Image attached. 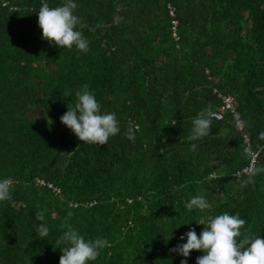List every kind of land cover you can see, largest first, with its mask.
Masks as SVG:
<instances>
[{"label":"trees","instance_id":"16d2710c","mask_svg":"<svg viewBox=\"0 0 264 264\" xmlns=\"http://www.w3.org/2000/svg\"><path fill=\"white\" fill-rule=\"evenodd\" d=\"M43 2L64 0H0V180H12L0 264H59L67 225L107 239L88 264H196L203 251L169 249L225 212L246 221L242 235L264 239V172L247 184L243 173L257 153L264 168V0H73L87 52L43 39ZM85 84L117 116L106 145L60 120ZM217 92L233 95L244 130L227 113L191 140L193 119L221 106ZM197 196L211 207L188 209Z\"/></svg>","mask_w":264,"mask_h":264},{"label":"clouds","instance_id":"9594fccd","mask_svg":"<svg viewBox=\"0 0 264 264\" xmlns=\"http://www.w3.org/2000/svg\"><path fill=\"white\" fill-rule=\"evenodd\" d=\"M76 9L77 4L73 0H64L62 5L56 7H50L47 2H43L38 12V25L42 29L43 39L60 48L71 49L75 46L81 52H87L89 42L84 38L82 31L76 30L77 26L85 27L80 18L73 14ZM64 95L68 96L70 93L65 92ZM75 96L74 107H68L67 112L60 117L61 122L71 129L80 141L106 145L109 137L115 136L120 131L116 114L102 112L101 104L86 84L76 91ZM213 118H216V114L209 105L201 115L193 119L191 140L208 136ZM239 123L243 124V121ZM138 130V125L129 120L125 132L126 138L135 142V133ZM260 137L264 139V132L260 133ZM190 147L195 150L197 145L193 143ZM259 172H264V168L251 169L249 178L244 183L252 182V178ZM11 189L10 178L0 180V201L11 199ZM186 207L203 211L209 209L211 205L203 196H197L191 198ZM37 220H44L43 212L37 214ZM245 224L246 221L238 215L225 212L210 219L199 237L195 229H190L180 237V240L186 237V243L178 244L169 251L185 258L192 250L203 251L205 255L197 257L196 264H264V239L242 235L241 229ZM37 233L44 239L49 234V227L43 223L39 224ZM237 238H240L239 241ZM57 243L65 244L60 248L62 255L59 264H88L89 261H95L100 250L108 245L107 239L86 240L72 229L71 225H67V230L63 232ZM180 264H187L186 259L181 260Z\"/></svg>","mask_w":264,"mask_h":264},{"label":"built area","instance_id":"2783aa9c","mask_svg":"<svg viewBox=\"0 0 264 264\" xmlns=\"http://www.w3.org/2000/svg\"><path fill=\"white\" fill-rule=\"evenodd\" d=\"M172 15H175V10L173 9V13ZM218 93V97L221 99L222 104L221 106L214 112L216 114V118L217 120H223L226 116L227 113L231 114L233 116V119L235 121V126L238 129V131H240V133H242V131L244 130V122L243 124H240L239 121H243L242 118L240 117V114L237 111L236 108V104H235V99L233 97V95L231 94H223L220 92ZM244 141L246 143L249 144V146H251V140L250 137L248 135L244 136ZM250 151V149L248 150ZM258 156L259 154H254V158L253 161L251 163V165L243 170V173L246 175H250V170L253 168H256L257 166V162H258ZM50 188H52L53 186L50 184L49 185ZM55 191L60 192V189H55ZM75 206H77V204L75 203Z\"/></svg>","mask_w":264,"mask_h":264},{"label":"rangeland","instance_id":"374dc122","mask_svg":"<svg viewBox=\"0 0 264 264\" xmlns=\"http://www.w3.org/2000/svg\"><path fill=\"white\" fill-rule=\"evenodd\" d=\"M43 185H45V184H43Z\"/></svg>","mask_w":264,"mask_h":264}]
</instances>
